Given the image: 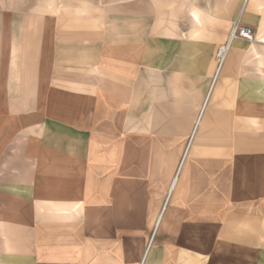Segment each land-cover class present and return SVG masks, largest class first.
I'll return each instance as SVG.
<instances>
[{
  "label": "crops",
  "instance_id": "1",
  "mask_svg": "<svg viewBox=\"0 0 264 264\" xmlns=\"http://www.w3.org/2000/svg\"><path fill=\"white\" fill-rule=\"evenodd\" d=\"M45 1L0 0V264H264V57L211 85L201 0H147L175 41Z\"/></svg>",
  "mask_w": 264,
  "mask_h": 264
},
{
  "label": "rangeland",
  "instance_id": "2",
  "mask_svg": "<svg viewBox=\"0 0 264 264\" xmlns=\"http://www.w3.org/2000/svg\"><path fill=\"white\" fill-rule=\"evenodd\" d=\"M244 1V2H243ZM255 0H201V13H202V20L207 18L208 20L211 18L212 20V28L217 32L219 39H221V43L219 45L225 44L228 40V37L231 32L235 29H240L242 27L249 28L253 35L252 40L246 41L241 38H234L229 48L226 50L225 54L223 55V61L227 57L236 58L238 61L237 64L232 65V67L241 68V58H258L264 57V16L256 15L259 10L264 8L263 5H256ZM45 3L47 4V8L51 9L56 5H60L62 2L58 0H46ZM101 2H93L91 1V14L92 11L97 10V5ZM136 4L137 10L134 11L136 13V20L134 16L131 18L129 17V12H125L123 9V24H130L135 23L137 24L138 32L137 37L138 40H166V41H175V40H183L187 37V34L184 31V28L178 26L177 22L174 24V29L176 32H147L146 30V23H147V0H134V1H123V4ZM151 3V1H150ZM160 3V2H159ZM255 4V6H254ZM187 8L185 10V14H187V23H188V14H194L192 10V4L187 2ZM125 5H123L124 8ZM151 9V8H150ZM152 10V9H151ZM151 16V14H150ZM211 16V17H209ZM161 18L159 21L161 22ZM131 21V22H130ZM151 21V20H150ZM151 27V26H150ZM127 33H122L123 39L125 36H128ZM236 36H238V31H236ZM158 51V50H155ZM171 51V50H170ZM177 51L176 49L174 50ZM216 53V52H215ZM215 55V54H214ZM216 63V72L213 76L211 85L215 80L221 66H218V62L216 58L214 59ZM220 67V68H219ZM240 74V72H239ZM210 85V86H211ZM210 89V88H209ZM209 92V91H208ZM207 92V96H208ZM207 96L203 102V106H205ZM201 107V108H202ZM201 110V109H200ZM200 111L197 115V118L189 129H187V141L192 139L193 135L192 130L193 127L195 129L196 124L198 122ZM189 141L187 142V150L189 148Z\"/></svg>",
  "mask_w": 264,
  "mask_h": 264
},
{
  "label": "built area",
  "instance_id": "3",
  "mask_svg": "<svg viewBox=\"0 0 264 264\" xmlns=\"http://www.w3.org/2000/svg\"><path fill=\"white\" fill-rule=\"evenodd\" d=\"M236 31H238V36H236ZM237 37L246 41H250L252 40L253 35L249 28H244V27L240 29H235L233 32H231L225 44L220 45L216 50L215 58L218 62V66H221V64H223L222 61L224 57L223 55L225 54V50L229 48L231 41Z\"/></svg>",
  "mask_w": 264,
  "mask_h": 264
},
{
  "label": "bare ground",
  "instance_id": "4",
  "mask_svg": "<svg viewBox=\"0 0 264 264\" xmlns=\"http://www.w3.org/2000/svg\"><path fill=\"white\" fill-rule=\"evenodd\" d=\"M244 2V1H243ZM225 52H226V50H225ZM208 99V98H207ZM203 106V105H202ZM202 109V108H201ZM200 114H201V110H200ZM196 124V126L199 124V123H195ZM195 126V125H194ZM194 133H195V129H194V127H193V130H192V135H194ZM186 151H187V146H186ZM183 158H184V156H183ZM183 158H181V159H183ZM175 182V181H174ZM174 182H173V184H174ZM171 190V189H170ZM157 220V219H156ZM156 227H157V225H156Z\"/></svg>",
  "mask_w": 264,
  "mask_h": 264
}]
</instances>
